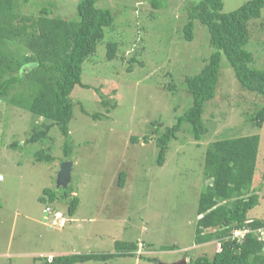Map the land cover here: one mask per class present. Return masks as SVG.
<instances>
[{"label":"rangeland","instance_id":"obj_1","mask_svg":"<svg viewBox=\"0 0 264 264\" xmlns=\"http://www.w3.org/2000/svg\"><path fill=\"white\" fill-rule=\"evenodd\" d=\"M248 1L224 0L223 11L232 12ZM79 2L14 0V9L38 16L46 7L51 16L76 19ZM190 2L160 0L155 7L153 0H97L98 7L112 11L114 22L83 64L82 81L90 87L76 85L71 94L70 139L54 126L48 139L26 143L42 119L22 106L5 100L0 104V264H41L51 254L114 252L117 241L136 242L139 254L156 260L118 256L76 264H162L203 254L213 258L219 242L197 244L195 238L200 196L210 183L204 169L206 151L223 138L260 135L254 187L262 198L250 218L264 220V127L251 121L263 97L241 87L224 54L216 96L204 114L209 131L196 140L185 123L170 142L165 163L157 162V135L192 105L185 78L199 73L214 51L208 28L199 21L194 39H184ZM249 30L246 49L254 55L252 66L264 69V8L249 22ZM111 42L118 49L109 59ZM101 94L111 106L103 103ZM95 113L103 117L95 118ZM133 136L140 141L133 142ZM144 136L152 139L145 142ZM67 140L73 147L70 158L64 154ZM42 149L55 160H36ZM66 160L73 161L72 194L79 198L73 215L62 198L66 188L57 186ZM121 172L126 173L123 186ZM45 188L58 199L44 198ZM47 204L62 210L69 221L53 225ZM258 232L264 239V228Z\"/></svg>","mask_w":264,"mask_h":264},{"label":"trees","instance_id":"obj_2","mask_svg":"<svg viewBox=\"0 0 264 264\" xmlns=\"http://www.w3.org/2000/svg\"><path fill=\"white\" fill-rule=\"evenodd\" d=\"M96 2L80 0L77 18L65 19L51 16L52 10L46 7L38 16L21 15L14 9V0H0V104L5 100L22 106L42 119L33 127L26 143L48 139L54 126L70 139L74 114L71 94L76 85L90 87L82 81L83 64L104 38L105 28L114 22L112 11L98 7ZM153 4L159 7L160 0H153ZM263 8L264 0H249L227 13L223 11L224 0H191L187 7L188 21L183 27L184 39H194L196 21H199L208 28L214 51L205 58L199 73L185 78L187 92L192 96L191 107L175 124L157 135L159 165L165 163L169 144L177 138L185 123L191 125L196 140H202L209 131L204 114L207 104L216 96L223 54L241 87L263 97L251 121L257 127H264V69L252 66L254 55L246 49L250 40L249 22L260 17ZM117 49L116 42L108 44L109 59L115 58ZM130 61L133 63L135 59ZM175 87V83L170 85L171 90ZM101 97L108 105L105 96L101 94ZM93 117L103 115L95 113ZM150 139L151 136L143 137L145 142ZM132 141L139 142L140 137L133 136ZM260 141L259 134H252L210 143L204 162L210 183L200 196L195 242L203 244L217 240L219 249L213 258L203 254L190 258L188 264H264V239L258 232L264 228V220L250 218V212L262 198L259 188L254 187ZM72 152V144L67 140L66 158H70ZM36 160L51 162L55 157L42 149L36 152ZM119 180L121 186L126 183L125 172H121ZM74 192L70 184L62 195L67 199L71 215L79 205ZM43 193L51 202L58 199L57 193L50 188H45ZM244 228L250 231L242 239L233 237L236 229ZM138 250L136 242L117 241L114 252L54 255L52 261L44 258L41 264L107 261L118 256L156 260L139 254Z\"/></svg>","mask_w":264,"mask_h":264},{"label":"built area","instance_id":"obj_3","mask_svg":"<svg viewBox=\"0 0 264 264\" xmlns=\"http://www.w3.org/2000/svg\"><path fill=\"white\" fill-rule=\"evenodd\" d=\"M46 212H48V218H52V224L57 226H64L68 222V218L64 215V213L51 205L46 206ZM261 230V229H260ZM250 231L248 228L244 229H236L233 233V237H237L242 239L245 234ZM53 256H49V260H52Z\"/></svg>","mask_w":264,"mask_h":264},{"label":"water","instance_id":"obj_4","mask_svg":"<svg viewBox=\"0 0 264 264\" xmlns=\"http://www.w3.org/2000/svg\"><path fill=\"white\" fill-rule=\"evenodd\" d=\"M72 168L73 161L66 160L61 163L60 170L57 175V186L67 188L72 182ZM162 264H188V260L183 258L174 263H162Z\"/></svg>","mask_w":264,"mask_h":264},{"label":"clouds","instance_id":"obj_5","mask_svg":"<svg viewBox=\"0 0 264 264\" xmlns=\"http://www.w3.org/2000/svg\"><path fill=\"white\" fill-rule=\"evenodd\" d=\"M71 183H72V182H71ZM71 183H70V184H71ZM47 205H48V204H47ZM47 205H46V206H47ZM55 208H56V207H55ZM56 209H57V208H56ZM58 210H59V209H58ZM60 211H62V210H60ZM62 212H63V211H62ZM63 213H64V212H63ZM64 215H65V214H64ZM68 221H69V220H68ZM49 256H50V255H49ZM49 256H46L45 258H47V259L49 260ZM51 256H54V255L51 254ZM186 259H187V258H186ZM187 260H188V259H187ZM49 261H52V260H49ZM188 262H189V260H188Z\"/></svg>","mask_w":264,"mask_h":264},{"label":"crops","instance_id":"obj_6","mask_svg":"<svg viewBox=\"0 0 264 264\" xmlns=\"http://www.w3.org/2000/svg\"><path fill=\"white\" fill-rule=\"evenodd\" d=\"M54 255H56V254H54Z\"/></svg>","mask_w":264,"mask_h":264}]
</instances>
